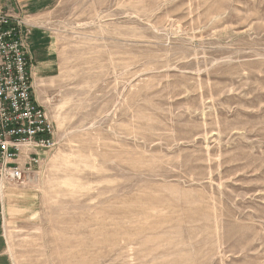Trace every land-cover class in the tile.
<instances>
[{"label": "rangeland", "instance_id": "374dc122", "mask_svg": "<svg viewBox=\"0 0 264 264\" xmlns=\"http://www.w3.org/2000/svg\"><path fill=\"white\" fill-rule=\"evenodd\" d=\"M37 22L56 145L8 191L13 264H264V0H58Z\"/></svg>", "mask_w": 264, "mask_h": 264}, {"label": "built area", "instance_id": "2783aa9c", "mask_svg": "<svg viewBox=\"0 0 264 264\" xmlns=\"http://www.w3.org/2000/svg\"><path fill=\"white\" fill-rule=\"evenodd\" d=\"M25 23L0 9V217L11 187L25 186L55 143L53 125L33 95Z\"/></svg>", "mask_w": 264, "mask_h": 264}, {"label": "crops", "instance_id": "0c3cea01", "mask_svg": "<svg viewBox=\"0 0 264 264\" xmlns=\"http://www.w3.org/2000/svg\"><path fill=\"white\" fill-rule=\"evenodd\" d=\"M57 3L58 0H0V9H11L18 17L23 19L25 23V44L29 47V49H31L30 51L33 52L36 61L38 55L41 53L39 50L42 48L46 49L47 45L46 32L41 26H39L37 21L44 16V14L51 11ZM40 62L45 63L42 61ZM36 64L39 63L36 62ZM39 66L41 65L39 64L37 68ZM4 225L5 218L2 219L0 217V264H13V261L8 254V246L4 234Z\"/></svg>", "mask_w": 264, "mask_h": 264}, {"label": "bare ground", "instance_id": "6f19581e", "mask_svg": "<svg viewBox=\"0 0 264 264\" xmlns=\"http://www.w3.org/2000/svg\"><path fill=\"white\" fill-rule=\"evenodd\" d=\"M8 197H11L10 193L8 194ZM8 214H9V212H8Z\"/></svg>", "mask_w": 264, "mask_h": 264}]
</instances>
